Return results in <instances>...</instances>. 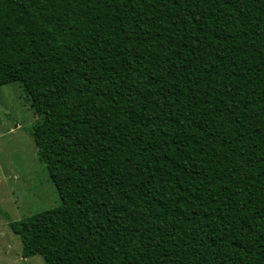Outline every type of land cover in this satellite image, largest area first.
Returning a JSON list of instances; mask_svg holds the SVG:
<instances>
[{"label": "trees", "instance_id": "obj_1", "mask_svg": "<svg viewBox=\"0 0 264 264\" xmlns=\"http://www.w3.org/2000/svg\"><path fill=\"white\" fill-rule=\"evenodd\" d=\"M59 207L45 264H264V0H0Z\"/></svg>", "mask_w": 264, "mask_h": 264}, {"label": "rangeland", "instance_id": "obj_2", "mask_svg": "<svg viewBox=\"0 0 264 264\" xmlns=\"http://www.w3.org/2000/svg\"><path fill=\"white\" fill-rule=\"evenodd\" d=\"M40 120L19 83L0 88V264H23L10 223L61 205L32 133ZM26 264H45L41 256Z\"/></svg>", "mask_w": 264, "mask_h": 264}]
</instances>
